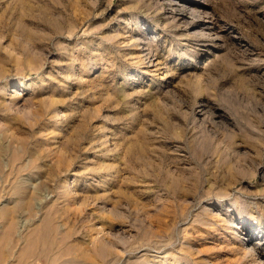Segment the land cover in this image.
<instances>
[{"label": "rangeland", "instance_id": "obj_1", "mask_svg": "<svg viewBox=\"0 0 264 264\" xmlns=\"http://www.w3.org/2000/svg\"><path fill=\"white\" fill-rule=\"evenodd\" d=\"M170 1L0 0V133L15 148L13 135L28 136L41 177L54 145L92 171L67 195L61 160L59 234L72 251L53 264L94 252L96 228L113 264L182 243L183 264H255L242 251L256 239L264 252V0ZM153 34L150 65L135 39Z\"/></svg>", "mask_w": 264, "mask_h": 264}, {"label": "bare ground", "instance_id": "obj_2", "mask_svg": "<svg viewBox=\"0 0 264 264\" xmlns=\"http://www.w3.org/2000/svg\"><path fill=\"white\" fill-rule=\"evenodd\" d=\"M174 3V0L170 1L171 5ZM177 3L181 7V9H186L187 7H189V5L185 2L180 4V0ZM191 8L193 9V13H195V7ZM201 14L202 13H200V15ZM206 14L207 16H210L209 11H206ZM169 17H172L173 19H171V21L173 20L175 22L176 17L169 15L168 17L163 18L164 22L166 21L163 25H167V23H169ZM211 18L212 20L210 19V21H212L213 23L216 22V19H214L215 17L213 15ZM154 35L155 34H153V36H150V39L148 38V40H143V38L135 39L136 44L139 45L141 52L146 51L145 53H143V58H145V60L147 59L150 65L154 61L155 55V53H153L154 50L152 46V43L154 42L153 40L155 39ZM53 53V51H48L46 55L49 58ZM3 72L4 68L1 67L0 76L1 74H3ZM21 83L25 86L27 85L24 80ZM8 84L9 80L2 85V88L4 87L3 90H5V86L6 89L9 88ZM9 89L10 91H7V93L10 94V96L6 97H11V100L6 101L12 105V103L17 102V98L19 97L18 93L20 92L19 89L14 87H10ZM58 102L59 101L55 99L50 100V103L47 106L49 108L47 109L48 114L56 110L53 107H56ZM208 103L206 102V104ZM51 115L54 116L55 113L53 112V114ZM56 115L58 114L56 113ZM13 136L18 137L17 139H19L21 142V145H19V147L17 148L10 147V142L8 143L7 141H5V138L7 137H3L2 132L0 133V188L2 189V191H4V196H6V198H4L3 200L5 202L0 204V264H34L35 260L38 261V264H53L55 263V261L61 260L59 258H61L62 254H71L70 251H72V246L70 245L69 247V244L67 243L68 234H65V236H63L62 238L59 234V232H61V160L69 163V167L67 168L69 171L67 170V175H71L72 177H74L72 181L66 179V183L64 184V188L62 191L67 195L71 194L73 196V194H76L78 192V187L75 186V181L79 179L78 175L86 176L87 173H90L92 171L87 167V164L84 165L83 163H80V166L84 167L83 171H81L80 169L79 171H76V166L73 165L74 161H71L72 156L69 155L68 157H63L61 159V146L54 145L48 148V150H46L44 153V163L48 165V168L50 170L45 166L49 171L47 170L44 175L42 173L43 177H41V175H39L40 171H37L39 169V165H41V163L37 162L39 161L37 159H40L39 157H37L40 156V153L37 155V149H35V151L34 149L32 150L31 147L28 148V145H30L28 143V136ZM54 142L55 140L53 141V143ZM37 167L38 169L36 170ZM42 168L43 167H41V169ZM111 169L112 165H107V168L105 169L106 173ZM84 173L86 174L84 175ZM106 180L107 179H105L104 181ZM104 183L105 182H103L101 185H104ZM83 184H87V180L83 179ZM242 225L243 224H238L236 226H233L232 228L230 226H226L225 228H223L226 232L225 235L227 236V234L238 232V229ZM105 233L107 232L104 229L96 228L94 236H91L94 244V247L92 248L94 249V252L91 251V249L81 248L82 250L80 249L79 251H76L77 254L74 251L73 255L75 257L71 258L70 255V258H66L64 260V263H99L97 260L90 258L92 254H96L98 257H102L104 264H113L114 262L119 260L118 252L113 253L110 250L111 245H113V240L109 241ZM219 233H221V231H219L218 234ZM233 238L232 240L230 238V242L235 240ZM251 238L249 237V241H251ZM261 241L262 239H256L248 243L247 246H249V249L246 248L242 251V258L244 259L248 257L250 249H252L251 251L255 252V257L251 260L255 264L261 263L262 259L264 258V252L258 246ZM177 245L178 244L171 245V248L169 250H166V245L160 246L156 250V253L153 255L149 253L152 249L149 247L147 250H145V252L141 253V255H143L144 257L139 260L140 262L138 261L134 264H183L181 260L187 258L185 256L190 253V250L186 249L184 243L179 246ZM168 251L171 253V256H168ZM180 253L183 254V258ZM169 257L170 259H168ZM127 259L128 258H126V260Z\"/></svg>", "mask_w": 264, "mask_h": 264}]
</instances>
